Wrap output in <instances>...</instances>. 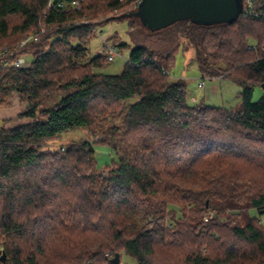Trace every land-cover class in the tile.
<instances>
[{
  "label": "trees",
  "instance_id": "1",
  "mask_svg": "<svg viewBox=\"0 0 264 264\" xmlns=\"http://www.w3.org/2000/svg\"><path fill=\"white\" fill-rule=\"evenodd\" d=\"M73 1L0 0V103L17 93L30 118L0 127L6 264H115L119 250L136 264H264V19L154 29L141 0ZM112 20H127L130 51L105 74L108 54L87 43ZM181 49L203 77L232 79L238 102H192L170 76ZM77 128L115 151L105 172L88 139L42 149Z\"/></svg>",
  "mask_w": 264,
  "mask_h": 264
},
{
  "label": "rangeland",
  "instance_id": "2",
  "mask_svg": "<svg viewBox=\"0 0 264 264\" xmlns=\"http://www.w3.org/2000/svg\"><path fill=\"white\" fill-rule=\"evenodd\" d=\"M128 29V22L127 20H112L105 23L100 24L97 27L96 35L92 37V39L87 43L88 46V56L92 57L97 54L107 55L109 46L115 47L117 50V54L115 55V58L112 60L106 61L101 67L96 68L95 70L97 72L105 73V74H117L120 73L125 65L126 59L129 55L130 47H122L120 49L119 44L121 43H131V40L129 38V35L127 33ZM256 43L258 45V42L255 38L249 37L248 43ZM255 41V42H254ZM193 52L190 51H183L182 49L176 54V61L174 65L170 67V76L173 78H183L187 82V90L189 92V95H195L198 96L201 93V96L208 93L209 96V90L211 88V85L213 84L212 79L210 77H203L196 61L192 59ZM205 80V83L202 87H198V83ZM231 86L229 87V84L226 83V88L222 87V95L226 96L227 100L219 99H207L205 102L208 104H225V105H232L234 101L238 98L237 91L239 90V86L232 80H229ZM220 87V86H219ZM230 93H224V91ZM262 93V87L256 86L253 100H257ZM221 96V92L219 91L218 96ZM18 94L14 93L12 96L6 98L7 103L3 104H9L12 102V100L16 101L18 99ZM239 99V98H238ZM235 104V103H234ZM27 118L28 120L30 118ZM16 125V124H13ZM90 140L91 142H94L95 147V155L97 159L98 169H100L101 172H105L106 165H109L116 157L115 151L105 145L101 144L102 137L100 135H96L95 137H92L87 129L85 128H77L75 130H71L68 132L63 133L61 136L49 140L47 144H45L42 149L43 150H58L61 149L62 151H65L67 147L71 143H78L83 140ZM100 142V143H99ZM250 215H258L257 211L255 209H251L249 211ZM238 220L242 221L243 217L237 218ZM262 222H264V215L262 216ZM1 249V247H0ZM120 253V262L118 264H136L135 260L128 256L126 253L123 252V250L118 251ZM115 256V255H114Z\"/></svg>",
  "mask_w": 264,
  "mask_h": 264
},
{
  "label": "water",
  "instance_id": "3",
  "mask_svg": "<svg viewBox=\"0 0 264 264\" xmlns=\"http://www.w3.org/2000/svg\"><path fill=\"white\" fill-rule=\"evenodd\" d=\"M241 11L242 0H141L137 14L145 24L157 29L187 19L201 24L235 20ZM261 86L264 89V83ZM112 261L120 262L119 252ZM0 262H7L4 249H0Z\"/></svg>",
  "mask_w": 264,
  "mask_h": 264
},
{
  "label": "crops",
  "instance_id": "4",
  "mask_svg": "<svg viewBox=\"0 0 264 264\" xmlns=\"http://www.w3.org/2000/svg\"><path fill=\"white\" fill-rule=\"evenodd\" d=\"M211 79L213 81L212 82L213 84L211 85V88L209 90V96H208V93L207 94L204 93L203 96H201V93L198 96H195V95L190 96L189 95V98L192 102H199V101L205 102L208 98L213 99V100L219 99V98H221L222 100L223 99L227 100L226 96L222 95L221 89H222V87L226 88V83L229 84V87L231 86V84L229 82L230 78L218 76V77H213ZM219 91L221 92V96L216 97V96H218ZM238 91H237V93H238ZM230 92H231V90L229 92H227L226 90L224 91V93H226V94L230 93ZM238 98H239V96H238ZM238 98L236 101H234L235 104L238 102V100H239ZM234 103L232 105H235ZM210 105H212V104H210ZM221 105H225V104H219L217 106H221ZM225 106H229V105H225ZM24 107H25V105L18 100H16V101L12 100V102L9 104L0 103V127L3 126L4 124L7 126H16V125H19L21 123L28 121L27 118H23V117L19 116V113L23 110ZM13 124H16V125H13Z\"/></svg>",
  "mask_w": 264,
  "mask_h": 264
},
{
  "label": "built area",
  "instance_id": "5",
  "mask_svg": "<svg viewBox=\"0 0 264 264\" xmlns=\"http://www.w3.org/2000/svg\"><path fill=\"white\" fill-rule=\"evenodd\" d=\"M72 5L78 6L79 1L74 0L72 2ZM241 14L247 17H252L255 19H264V0H242V11ZM258 45L256 43H248V47H257ZM262 49H264V44L262 45ZM117 54L116 49L112 48L109 50L108 58L109 60H112L115 58V55ZM16 66H20L25 63L24 57L17 58L14 62H12ZM205 81H201L198 83V87H202L204 85Z\"/></svg>",
  "mask_w": 264,
  "mask_h": 264
},
{
  "label": "bare ground",
  "instance_id": "6",
  "mask_svg": "<svg viewBox=\"0 0 264 264\" xmlns=\"http://www.w3.org/2000/svg\"><path fill=\"white\" fill-rule=\"evenodd\" d=\"M249 42H250V40H249ZM254 42H255V41H254ZM252 43H253V42H252ZM112 48H115V47H111V46H110V47L108 48V50H107V51H108L107 54H109V50H111ZM115 49H116V48H115ZM116 50H117V49H116Z\"/></svg>",
  "mask_w": 264,
  "mask_h": 264
}]
</instances>
